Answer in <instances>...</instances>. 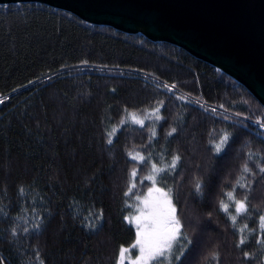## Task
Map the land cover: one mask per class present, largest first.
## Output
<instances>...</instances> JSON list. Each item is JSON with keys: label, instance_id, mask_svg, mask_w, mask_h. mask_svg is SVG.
<instances>
[{"label": "trees", "instance_id": "trees-1", "mask_svg": "<svg viewBox=\"0 0 264 264\" xmlns=\"http://www.w3.org/2000/svg\"><path fill=\"white\" fill-rule=\"evenodd\" d=\"M177 155L156 179L191 235L176 264H216L215 253L264 264V106L242 84L166 41L39 2L0 4V264H117L136 238L135 190L125 195L135 164ZM242 175L250 189L236 187ZM234 187L249 204L235 226L219 206Z\"/></svg>", "mask_w": 264, "mask_h": 264}, {"label": "water", "instance_id": "water-1", "mask_svg": "<svg viewBox=\"0 0 264 264\" xmlns=\"http://www.w3.org/2000/svg\"><path fill=\"white\" fill-rule=\"evenodd\" d=\"M21 2L177 45L235 79L264 106V0H0Z\"/></svg>", "mask_w": 264, "mask_h": 264}, {"label": "snow or ice", "instance_id": "snow-or-ice-1", "mask_svg": "<svg viewBox=\"0 0 264 264\" xmlns=\"http://www.w3.org/2000/svg\"><path fill=\"white\" fill-rule=\"evenodd\" d=\"M158 112L159 109L153 110V114L156 116V119H162V117L158 115ZM129 115L135 123L143 126V120L137 119L134 114ZM175 131L176 129H172V131L169 132L168 135L171 136ZM152 135H156L155 131H153ZM229 139V134L225 133L220 138L219 142L214 145L215 152L217 154L222 153L226 149L229 143ZM112 142L113 141L111 139L108 140L109 144H111ZM129 155L132 156L134 160L140 161L141 164L150 159V156L146 157L139 154L132 155V153H129ZM252 155V153H249V159L252 158ZM180 160L181 157L179 155L174 156L170 164H168L165 168L157 167V165L153 164L152 171L157 175L165 172L166 170L174 172L178 164L180 163ZM259 171L261 173H264V167H261ZM243 173L251 174V169L248 167L247 163H245V165L243 166ZM131 175L133 178L136 177L135 169L132 171ZM147 179L155 180V176H149L147 177ZM243 180L244 176L242 175L240 179L236 181V187L250 189L251 185L242 183ZM132 187H135V184H133ZM236 187L233 188V191L224 194L227 202L221 200L219 205L220 210L229 215L233 226H235L238 218L246 216L249 211L248 196L245 195L243 199H237L235 195ZM21 191H23V189H21ZM149 191L151 192L152 189H150ZM157 191L162 192V190L160 189H157ZM194 191L197 195L201 194L202 185L199 181L196 182ZM130 192L131 187L129 188V192H126L125 195H128ZM163 195L165 197V200L163 202L150 203L147 199H145L142 202L144 207L140 209V215L134 218L138 229L139 239L132 247L135 248L136 246H139L140 255L136 257L132 264H149L150 261L154 262V264H173V261L181 262L182 257H185V252L188 249L189 245L192 244V240L188 239L187 233L182 230L183 225L176 215V209L172 205L168 193H163ZM137 199H139V197ZM230 205L232 206V211H234L235 213L234 215L232 214V211H230ZM260 221L261 228L264 229V216L260 217ZM90 227L95 228L97 226L90 225ZM246 227L247 225H245V228ZM39 229L40 225L37 224L36 230ZM25 231H27V229ZM240 231L243 232L244 229H241ZM256 242L264 245V236H262L261 239ZM246 243L247 239L245 237H241V239L236 244V247L240 248ZM130 250L131 249L121 248L120 264H123L125 253L129 252ZM244 256L245 259L250 258L248 253H244ZM211 259L216 262V264H219V253L213 254ZM182 264H188L186 258L182 262Z\"/></svg>", "mask_w": 264, "mask_h": 264}, {"label": "rangeland", "instance_id": "rangeland-1", "mask_svg": "<svg viewBox=\"0 0 264 264\" xmlns=\"http://www.w3.org/2000/svg\"><path fill=\"white\" fill-rule=\"evenodd\" d=\"M139 155H143L140 152H137ZM136 155V154H133ZM144 156V155H143ZM140 162V161H139ZM161 168H165V166L161 167ZM136 170V177L133 178L131 175V184L130 187L131 189L135 190V198H134V209H133V213L131 214V216L129 217V222L135 227V231H136V238L133 242L132 245L127 246V247H123L124 249H131L129 252H126L124 255V260H123V264H132V262L136 259V257H138L140 255V248L139 246H136L135 248H133L132 246L136 244L137 240L139 239L138 236V229H137V225L135 222V217L140 215V209L144 207L143 205V201L145 199H147L150 203H157V202H163L165 200V197L163 195V193H168V196L171 199V203L173 204V197H172V193L170 190L162 188L161 186H159L156 182V179L159 175L155 174L152 171V166H150L149 168L147 167H138L137 164H135V167L133 168V170ZM132 170V171H133ZM149 176H155V180H150L147 179V177ZM135 184V187H132V185ZM152 189V191L150 192L149 190ZM157 189L162 190V192L157 191ZM139 197V199H137ZM175 207V206H174ZM177 214V211H176ZM186 229V228H185ZM184 231V229H182ZM184 232L187 233L188 239L191 240V235L187 232V230H185ZM120 254H119V259L117 264H120ZM176 261H173V264H176ZM149 264H154V262H149Z\"/></svg>", "mask_w": 264, "mask_h": 264}]
</instances>
